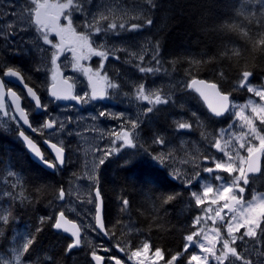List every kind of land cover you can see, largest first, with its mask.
I'll return each mask as SVG.
<instances>
[{
  "label": "trees",
  "instance_id": "1",
  "mask_svg": "<svg viewBox=\"0 0 264 264\" xmlns=\"http://www.w3.org/2000/svg\"><path fill=\"white\" fill-rule=\"evenodd\" d=\"M262 2L153 0V7L144 0L145 36L157 43L161 62L157 66L158 77L168 82L162 95L176 98V106L172 103L160 106L155 130L161 136L170 141L174 133L176 143L185 137L178 130L180 118L191 122V131L200 137L223 128V122L227 121L212 117L197 95L193 91L185 93L186 87L181 88L178 83L174 86L175 80L190 82L196 78L214 82L235 102L252 97L246 88L239 87L243 71L253 73L250 84L263 85L264 50L259 44L264 38ZM149 19L151 25L147 23ZM170 107L174 110H169ZM169 111L176 117L171 121ZM194 132L187 139L193 140ZM72 152L69 166L51 173L32 161L20 141L0 129V264L3 256L11 255L14 246L26 243L30 236L35 240L29 253L23 254L24 261L52 264L47 259L51 256L55 264H87V255L79 252L74 257L77 250L65 251L70 239L54 230L57 213L61 211L57 206L58 192L61 188L66 191L82 170V160ZM141 161L114 160L100 168L105 240L125 242L134 249L148 242L152 251L159 247L166 255L181 251L183 238L195 231L194 218L200 213L191 194L194 190L179 183L167 169ZM168 196L173 198L168 200ZM122 199L129 201L126 209ZM4 217H8L7 223ZM261 225L264 227V217Z\"/></svg>",
  "mask_w": 264,
  "mask_h": 264
},
{
  "label": "snow or ice",
  "instance_id": "2",
  "mask_svg": "<svg viewBox=\"0 0 264 264\" xmlns=\"http://www.w3.org/2000/svg\"><path fill=\"white\" fill-rule=\"evenodd\" d=\"M0 2H2V0H0ZM84 2H87V0H84ZM11 3L12 0H10V4ZM31 3L35 6V8L29 10V15L31 16V13L34 12V23L37 25V31L42 33L43 44L51 45L52 48L57 49V51L53 52L51 55V65L53 66V83L51 85V88L49 89V94L54 98L55 101L71 99L76 101L77 103H88L90 101L103 100L109 96L108 89H117L119 87L117 83L110 81L106 75L102 76L99 70L93 73V70L90 67H80L83 75L87 77V87L91 90L90 94L88 91H85L83 94H73L75 85L70 84L68 79L63 80V83L67 85V88H59L55 83L56 72L59 69L57 60L59 59V56L63 49L60 45L53 44L52 41H50L48 33L59 28V17L60 15L65 14V12V19L68 20V29L73 30L71 19L72 11L83 12L84 8L82 7L81 0H67V3L52 5L51 7H57L59 9L54 17V20L57 23L53 25L48 22L47 13L45 11H42V9H46L47 7H49L48 0H43V3H41L40 0H31ZM148 3L155 7L153 0H148ZM15 7H19V5H15ZM261 9L264 10V2L261 3ZM10 11L13 15H15L14 8H11ZM261 15L264 16V11L261 12ZM105 18L106 17L103 16L101 17V19ZM93 20H95V17H93ZM147 23L151 25L152 21L149 19L147 20ZM7 26L11 28L12 22H8ZM85 27L89 29H92L94 27V32L97 34H107L109 30H113L115 32V30H117L118 28L125 29V25L123 23L119 25H117L116 23H108L106 26H94L92 22L88 20H85ZM142 27L143 25L140 24H132L130 28L125 30L137 31ZM63 31L64 29H59V31H57V35H60ZM73 34H75L74 30ZM90 34L91 33H88L77 37L78 41H80V47L84 49V51L77 55L76 51L73 50V59L76 61V63L73 65L74 68H77L79 66V60L89 59L91 56H98L101 58L99 68L102 69L104 67L103 61L108 59V52L103 50L102 46L100 50H98L97 47L94 46V42H90ZM0 36H3L5 39H7V35L3 32H0ZM259 44L261 45L262 50H264V38L259 40ZM152 52L153 54L151 60L154 61L156 65H160L161 62L159 57V47L157 45H154L152 48ZM139 59L140 61H143L144 56L140 55ZM138 67L139 71L142 73H152L154 71L160 70L159 67ZM3 75L16 77L18 79L21 77V74L17 70H14L12 67H8L7 70L3 72ZM252 75L253 73L251 71H243L241 74L239 87L246 88L249 93H254L256 97H259V101H252L250 99L248 104L244 105L243 107H251L252 113L256 114L259 117L261 124H264V86L259 89L251 86L249 77H251ZM93 76L96 78L95 80L93 79ZM101 82H103L102 87L100 86ZM191 84H204V81L193 79L191 81ZM207 87L216 89L215 84L207 85ZM4 88L5 84L0 81V93L3 92ZM196 90L200 91V89ZM27 93L28 96H30L32 100L35 101V107L37 109L47 111V106L41 103L37 92L34 91L32 87H27ZM10 95L14 98V103L21 99V97L18 96L15 91H10ZM201 95H203V92H201ZM216 96L219 97L221 103L218 106L209 104V109L212 115L215 117H221L225 115V113H230V108L235 107V105L230 102L229 95L222 94L221 92L217 91ZM2 99L3 97L0 96V101H2ZM136 99L146 101L148 104L153 106L169 103V100L165 97H162L159 93L146 92L145 85L142 83L137 88ZM0 106H2V104H0ZM243 107L241 108V111L230 114H234L238 119L245 122V125L248 127L249 132L251 133V138L259 139V147L247 146L245 143H241L240 148L246 149L248 154L247 157H244L239 154L238 150L235 154L226 151L224 147H222L220 140H215L213 147L223 155L221 157H209V159L214 163V168L206 166L203 168V172L209 174L213 173L214 171L217 173H227L231 177V181H225V177L222 175H215L213 179L220 183L216 188L215 197L210 200H208V198L213 194V186L205 185L202 189V195L197 191H192L191 194L195 199L196 206H203L206 200H208L210 204H217L220 200H223L225 201L224 207H229V204L227 203L229 200L235 202L236 204H240L241 200L243 199L242 195L240 194H243L246 190L244 186L249 185L251 182H254L255 179L254 175L250 176L249 173H261L259 155L264 154V135L261 134L264 129H257L253 122V119L243 114ZM16 108L19 112V119L23 121V125H28L33 132H42L44 129L56 130L58 132L64 128L63 123L57 125V122L54 120H45L40 125V127H35L30 123L29 116L26 114L25 110L20 106L19 103H16ZM146 111L147 113L153 112V107H147ZM99 115L103 117L106 115V113L101 111ZM139 124L140 121L138 119L131 121L130 130L115 132V139L122 141L123 146H127L128 148L136 147V144L134 143L136 139L135 130L138 128ZM178 127L179 129H189L191 128V125L187 123H180ZM19 135L23 138L29 148L34 152L35 156L38 157L41 162L45 163L49 168L57 167V163L61 166L65 164V148L62 144L59 147L57 146V143H51L49 145L50 148L56 153L57 163H53L52 161L45 159V157L41 153V150L37 147L34 141L25 134V132L21 131ZM153 142L158 144L164 143L162 137L155 138ZM45 143H48V141L45 140ZM109 155H111V151H106L104 154L98 157V164L103 165ZM234 155L239 159V164L235 163ZM225 157L227 158L226 160L224 159ZM153 159L163 163L164 158L161 155L153 157ZM245 164L247 165V167H244ZM9 174L12 175L13 173L10 172ZM196 175L199 176V173H197ZM90 179L94 181L96 178L94 176H90ZM65 197L66 192L63 188H61L58 192L57 199L63 201ZM172 198V196H168L167 199L171 200ZM255 200L261 201L259 213H255L252 203L248 202L247 206L242 209L244 213H248V215L245 216L243 222H237L235 226H233L231 223L227 225V233L229 238H222L220 234V228L213 227L211 231L214 233V235L210 237L205 234L203 236V240L207 241V243H204L200 239H197V237L201 236L203 229L193 231L183 238L185 243L183 244L181 251L166 255L163 250H161L159 247H156L151 257V264H159V262H162V264H185V261L186 264H209V257L215 259L217 261V264H225V262H227V264H236V261H241L242 264H264V260L254 262L248 259L247 256H245L243 253L238 252L236 247L232 246L233 244H235V241L237 239L244 240V237L251 238L256 242V244L264 243V227H262L261 225V218L264 217V198H260L254 195L253 201ZM88 203H92L95 206V219L97 222L96 226L99 227L102 232H106L105 225L101 221L103 212V200L99 188H96L94 196L88 201ZM121 203L124 209H126L129 205V201L127 199H122ZM201 210L205 212V214L213 211L211 208H202ZM221 211L222 209L215 210L214 216L220 217ZM221 219H223V217H221ZM233 219H235V217H233ZM7 221L8 217H4V222L7 223ZM61 221H63L64 224L69 223V221L65 219L64 212H60L59 218L54 222V228L56 230L62 229L63 225ZM194 223L195 225H200L202 223V217L196 216L194 218ZM213 224H215L214 218ZM71 227L72 229H75L74 231H71V236L74 237V240L70 241L67 244V247L65 249L66 252H71L73 249L79 247L82 243L80 238V229L77 228L76 224H72ZM241 228H245L246 230L241 233L239 237L234 235V232H239ZM37 231H40V229H37ZM63 231L69 232V229L63 227ZM34 240V236H30L27 239L26 243L23 244V247L16 255L17 264H20L22 254L29 253L30 247L33 245ZM217 242L222 243V247L218 250L219 255H217L216 249ZM197 246L202 253H205L204 256L195 254V252H189L190 248H195ZM104 250L108 251L107 248ZM121 250L123 251V249ZM150 251H152L151 246L148 242H144L140 246V248H137V250L130 252L129 259L144 257V260L146 261L149 259ZM186 253L188 255H185ZM91 255L92 260L95 261L96 264H102V261L105 259V257L97 255L95 251H93ZM257 255H264V252H257ZM47 259L51 261L52 264H55V260L53 257L49 256L47 257ZM23 264H31V261H24ZM115 264H121V260L116 259ZM138 264H144V262L138 259Z\"/></svg>",
  "mask_w": 264,
  "mask_h": 264
},
{
  "label": "rangeland",
  "instance_id": "3",
  "mask_svg": "<svg viewBox=\"0 0 264 264\" xmlns=\"http://www.w3.org/2000/svg\"><path fill=\"white\" fill-rule=\"evenodd\" d=\"M92 1H93V4L90 9L89 19H91V17H96V15H98L99 13L104 14L105 12H107L106 10H102L103 0H92ZM109 1L111 3L110 5H112V3L116 0H109ZM61 3H67V0H54L53 5H58ZM112 6L114 7H110L108 9V14L113 15L115 12H117V9L115 5H112ZM140 6H141L140 4L130 5V8H135V7H140ZM30 7L35 8V6L32 5L31 0L22 1L18 7L19 9L18 13L26 14L29 17ZM112 8L114 11L112 10ZM144 10H146L145 4H144ZM50 11L56 14L59 11V9L57 7H52L50 8ZM140 12H141V9H140ZM115 16L116 14H114V17ZM76 18H78V15L75 16L74 18L71 16L72 28L75 24ZM67 29H68V24H67ZM34 30H36V28H34ZM92 31L94 32V27L92 28ZM36 35H37V38L43 42L41 32L36 30ZM49 39H50V35H49ZM102 47H103V50L107 52L110 50H112L113 52L115 51L118 52V49H119L118 46L116 47V45L103 44ZM100 48L101 46L97 47L98 50H100ZM152 48L153 46H151L150 42L148 41V42H145L143 46L139 47L136 51H134L133 52L134 54L131 53L135 56L134 58L136 62L131 61L132 57L130 58L126 56H123V57L126 63L128 61L127 64L130 67V68L128 67L127 71H131L139 76L138 77L139 85L141 83L142 84L144 83L145 89H147L146 92H156V93H159L163 97L162 92L164 90V86L168 82H163L161 78L158 77L159 75L158 71H154L152 73H147V72L142 73L139 71V67L137 66L139 65L142 67H153V68H156L158 66L155 64L154 61L151 60V57L153 54ZM80 49L83 50L81 47ZM121 49L122 50L125 49L123 50L124 52H126L127 50L128 56H130L129 53L131 51L128 48H121ZM140 55L144 56L143 61H140L139 59ZM121 57L122 55L117 54V58L119 59V61ZM108 58L115 59V56L113 57V54L112 55L109 54ZM80 63L82 64V60H79V64ZM113 69L112 71H114ZM75 71L77 72V70ZM140 77L143 79H140ZM134 79H136V77ZM150 80L151 82L152 81L155 82L154 85L149 84ZM176 83H178L181 88L186 87L184 88V89H187L185 93L192 91L188 87L189 82H185L184 80H178V81L175 80L173 82L174 86L176 85ZM251 86L259 89L262 86H264V81H263V85L260 87L252 85V84ZM169 96L170 98L168 99L169 100L168 105L172 103L174 106H176V102H175L176 98H174L172 95H169ZM250 99L252 101H259V97H256L254 93H252L251 98H249L248 100L244 102H235L232 100V104H234L235 107H232L230 109V113L241 111V108L244 105H247ZM88 103H91V101ZM135 104L136 105L134 107H138L137 111H139L140 113L142 112L147 113L146 111L147 107H154L153 110L157 114L159 111H161L160 106L162 105L160 104V105L153 106V105L148 104L146 101H141V100H137ZM74 109L77 110V108H74ZM72 110L73 109L71 108H65L64 113L61 116H58V121L59 123L64 124L63 133H65V135H67L68 138L71 136L75 137V138H69L73 143V146H72L73 149H71L73 151L72 153L74 154V156L78 155L80 158H82L81 160H82L83 168H82L81 174L77 176L74 181H72L73 186L71 187L69 194L67 195L68 210H66L68 213H73V214L77 213L76 215H80L82 217H86L85 213L88 216L90 215V219L86 220V223L80 224L84 232V237L83 239H81L82 243H81L80 249L83 248L82 249L83 251H88V253L90 254V257L92 258L91 254L93 251H95L97 255H100L99 253H97V248L99 245H103L101 246V249L107 248L110 254L112 253L113 256H117V258L121 259L125 264L126 263L138 264V259L140 261H143L144 264H151V257L154 251H150L149 259L146 261L144 260V257L129 259L130 252L137 250V248L134 249L125 242H115L112 240H105V238L102 237L95 229V223H94L95 206L92 203H88V201L94 196L95 189L98 186V173H99L100 168L104 164H106V161L111 156L112 157L117 156L125 148V146H123L122 144V141L115 139L114 134L112 135V137L110 135L108 137V132H110L111 130L107 129L106 126L100 122V119L104 118L106 115H112V114H114L116 117H120L122 116V112L117 113L115 111L113 113L112 111H104V110H100L99 108L97 112L78 113V111H76L75 113H71ZM169 110H174V107H170ZM101 111L105 112L106 115L101 117L99 115ZM230 113L225 118L227 119V121L223 122L225 124L223 128L218 129L216 132L212 133L211 135L203 134L202 137H200L199 133L191 131L192 130L191 122H186L185 120H183V118H180L179 124L187 123L191 125V128L179 129L178 127V130L182 133V135L185 134V137L179 138L178 143H176V135L174 133L170 141H169V138L167 137L164 138L158 133L156 138L162 137L164 141L163 144L154 143L152 141L146 142L144 144L145 139H143L140 134V128H139L140 125H139L138 129L135 130V136L139 137V138L136 137L139 145L142 147V144H144L143 146L148 153L144 151V153L139 157L128 156L127 161L129 162L133 160L135 161V159L136 161L146 160L156 165H159L167 169L169 174L174 179H176L179 183L186 185L188 187H192L194 191L199 192L201 195H202L203 187L205 185H211L213 186L214 191H213L212 196L208 198V200H210L215 197L216 188L219 186V183H220L213 179L215 175L217 174L222 175L225 177V181H228V182L231 181V177L227 173L206 174L203 172V168L206 167V165H204L203 163L204 158L221 157L223 155L221 152H217L216 149L213 147L215 140L219 139L222 147H224L226 151H229L230 153L235 154L236 151L238 150L239 154L244 157H247L248 154H247L246 149L240 148L241 143H245L247 146H253V147H259V143H260L259 139L251 138V133L249 132L248 127L245 125V122L243 120L238 119L234 114H230ZM243 114L253 119V122L258 130L264 129V124H261L259 117L256 114L252 113L251 107H243ZM168 116H169L170 121L176 118L175 114L172 111L168 112ZM152 122L147 126V128L151 126L153 129L155 125H151ZM0 129L2 128L0 127ZM121 129L122 131L130 130V127H125ZM155 132H159V131H155ZM163 132H166V131H163ZM193 132L196 134V136L193 137V140L187 139L188 137L189 138L191 137L190 135ZM261 134L264 135V131H262ZM59 135L61 136V131ZM63 140L64 138H61V141ZM153 143L156 145H154ZM77 146H79V148H77ZM83 151H85V154ZM106 151H111V155L107 157V160L105 161L103 165L99 166L97 158L100 157L102 154H104ZM113 152H115L114 155H112ZM161 155L164 158L163 163L155 159L153 160L152 158L154 156L156 157V156H161ZM224 159L226 160L227 158L225 157ZM234 160H235V163L237 164L240 163L239 159L236 158L235 155H234ZM73 161H74V157H73ZM211 165L212 167H214V163L212 162V160H211ZM245 166L246 164L244 165V167ZM197 173H199V176L196 175ZM90 176H94L96 179L93 181L92 179H90ZM85 177L87 180L85 179ZM77 178L79 179V181ZM262 187L264 188V164H263L262 176L259 179L255 180L254 182H252L251 185L245 187L246 189L245 192L243 194H240L242 195L243 199L241 200L240 204H237L236 208L233 211H231L228 207H224L225 201L223 200H220L217 204H210L208 200H206L203 206H199L200 213L197 216L202 217V223L200 225H196L195 231L200 230V229H203V231L201 233V236L197 237V239H200L202 242L207 243V241L203 240V236L205 234L210 237L213 236L214 233L211 231L213 227L220 228V234L222 238H229L228 233H227V225L231 223L233 226H235L237 222H241V223L243 222L245 216L248 215V213H244L242 209L247 206L248 202L252 203L255 213H259L261 201L260 200L253 201V196L255 195L257 197L264 198V191H261ZM230 201L231 200H229L227 203L229 204ZM74 204H76V206L79 208H76V206L74 207ZM202 208H205V209L211 208L213 211H210L207 214H205V212L201 210ZM219 209H222L221 216L215 217L214 211L219 210ZM61 211H65V210L61 209ZM59 212L60 211H58V213ZM221 217H223V219H221ZM233 217H235V219H233ZM213 218L215 219V224H213ZM262 219L263 217L261 218V221ZM245 230H246L245 228H241L239 232H234V235L239 237L241 233H243ZM258 235H259V230H258ZM23 244L24 243L22 242L20 244L15 245L13 250L11 251V255L3 256L2 257L3 264H17L16 255L19 252V250L23 247ZM232 246L236 247L238 252L243 253L245 256H247L248 259L254 262H259L261 260H264V255H257V252H264V243L256 244V242L252 240L251 238L244 237V240L237 239L235 241V244H233ZM221 247H222V243L217 242L216 243L217 255H219L218 250ZM138 248H140V246ZM121 249H123V251ZM189 252H195V254H198L201 256L205 255V253H202L200 251L198 246L195 248H190ZM82 255H84V253H82ZM86 259L87 260H85V262L87 264H96L95 261H93L92 263V261L90 262L88 258ZM23 262H24V259H23V254H22L20 264H23ZM109 264H113V263H109ZM159 264H162V262H159ZM185 264H186V261H185ZM209 264H217V261L209 257ZM225 264H227V262H225ZM236 264H242V262L236 261Z\"/></svg>",
  "mask_w": 264,
  "mask_h": 264
},
{
  "label": "flooded vegetation",
  "instance_id": "4",
  "mask_svg": "<svg viewBox=\"0 0 264 264\" xmlns=\"http://www.w3.org/2000/svg\"><path fill=\"white\" fill-rule=\"evenodd\" d=\"M22 1L25 0H12L11 4H10V0H2V2H0V32H3L7 35V39H5L3 36H0V79L5 84L4 89L6 93H9L10 91H15L17 95L21 97L20 100H21L22 108L29 116L30 123L35 127H40L43 121L54 120L57 122V125H59L60 123L58 121V116H61L64 113L65 108L73 109L71 113H75L76 111H78V113L97 112L98 109L100 108V110L112 111L113 113L115 111L117 113L122 112V116L120 117H116L114 114H112V115H106L104 118L100 119V122L103 123L107 129L111 130L110 132H108V137L109 135L112 137V135L117 131H122L121 128L130 127L131 121L138 119L140 121L139 124L140 134L142 138L145 139L144 144L150 141L153 142L157 134L159 133V132H155L157 122H159L160 120L159 112L157 114L153 110V112H151L150 114L143 112L140 113L139 111H137L138 107H134L135 101L137 100L134 99L136 98V91H137L136 89L138 88V84H139V80H138L139 76L131 71H127L129 66L124 60H122L124 58L123 56L128 57L126 55L127 51L124 52L121 49V48H128L129 50L131 49L130 50L131 52H134L139 47L143 46L145 42L148 41L150 42L151 46L157 45V43L153 39H151L149 36L147 37L145 36L144 26L137 31L125 30L130 28L132 24L143 25L144 0H133V1L116 0L112 3V5H115L117 12H119L116 14L115 17L111 16V14H108V12H105L107 14L99 13L98 15H96L95 20H93V17L89 19L90 9L93 4V1L87 0V2H84V0L83 1L81 0V4L82 7L84 8V11L83 12L72 11L73 18L78 15V18L75 19V24L72 28L75 34H73V30L67 29L68 20L65 19L66 12L65 14L60 15L59 17L60 27L61 29H64V31L61 33L59 38L55 34L54 30L52 32L50 31L48 35H50V41H52L53 44H57L61 46L60 42H62L63 45H65V48L63 49L61 57L57 61V64L62 72L63 78L68 79L70 84L75 85V88L73 89V94H83L85 91H88L90 94L91 91L90 88L87 87V77L83 75V72L80 70V67H90L92 68L93 73L99 70L102 76L106 75L110 81L115 82L119 85L117 89H108L109 96L103 100H95V101H91V103L82 102V103H72V104H62L60 101H55L53 98L50 97L49 89L53 83L52 81L53 66L51 65V55L53 52L57 51V49L52 48L51 45L43 44V42L37 38L36 35L37 25L34 23V12H32L31 16L29 15V17L26 14L18 13L19 9L18 7H15V5H19ZM40 2L43 3V1L41 0ZM53 2L54 0H50V5L47 12L56 15L55 13L50 11ZM108 4L109 6L114 7L110 5L111 3L109 0H103L102 5L104 9L102 8V10L107 11V9L110 8ZM138 4H140L141 6L130 8V5H138ZM87 7L89 10L87 9ZM11 8H14L15 15H13L12 12L10 11ZM139 8L141 9V12ZM30 9H34V8L30 7L29 10ZM119 9H121L123 13ZM121 15L124 17H122ZM102 16H105L107 19L106 18L101 19ZM131 17H133L132 18L133 20L130 19ZM125 18L130 20V22H128V20H126ZM136 18L138 21L136 20ZM85 20L91 21L94 26L95 25L106 26L108 23H116L117 25H119L123 23L125 25V29L118 28L117 30H115V32L113 30H109L107 34L104 33L97 34L93 32L92 29L85 27ZM132 21H135V23H133ZM8 22H12L11 28L7 26ZM34 28H36V30H34ZM88 33H91L90 42H94L95 47L102 46L103 44L105 45L115 44L118 47L120 46L119 50L120 49L121 50L118 52L117 51L113 52L112 50L108 51V55L113 54V57L115 56V59L108 58L104 60L103 61L104 67L102 69L99 68L101 58L98 56H91L88 60L81 59L82 64L80 63L77 68L73 67V65L76 63L75 60L73 59V50L76 51L77 55H79L82 51H84V49L83 50L80 49V41H78L77 37ZM117 54L122 55L120 61L117 58ZM130 56H133V54H130ZM132 61L136 62L134 56L132 57ZM123 62H125L126 64ZM120 64L122 66L121 70H120L121 67ZM8 67H12L14 70H17L21 74L25 85L27 87H32L33 90L37 92V95L40 98L41 103L47 106V111H42L40 109H37L35 107V101L32 100L30 96H28L26 89L21 85L16 84L13 80L8 79L9 76L3 75V72L6 71ZM113 67H114V71H112ZM116 67L119 70H117ZM75 70H77V72ZM135 77L136 79H134ZM93 79L95 80L96 78L93 76ZM154 83L155 82L154 81L151 82V80L149 82V84L152 85H154ZM100 86L101 87L103 86V82L100 83ZM0 104H2V106H0V127L3 129V131L8 132L10 135H13L14 139L17 141H20L19 133L21 131L25 132L26 135H28L33 141H35L38 145H40L46 160L52 161L53 163H55V159L48 150V148L46 147V145L44 144L45 140L57 143V145L59 146H61L62 144L67 153L66 164L61 168L57 167L56 170L60 172L65 167L69 166L67 162L69 160L68 157H70L71 155L70 152L72 151L71 149L73 143L70 139H68L67 135L63 133V129L60 130L61 136L59 135L60 131L57 132L56 130L49 131L48 129H44L42 132H33L30 127L28 129L21 123L16 112L14 111L9 95H7L5 99L0 101ZM74 108H77V110H75ZM151 122H152L151 125H155L153 129L151 126L147 128V126ZM61 138H64V140L61 141ZM70 138H75V137L71 136ZM135 141L134 143L136 144V147L128 148L127 146H125V148L121 151V153H119L117 156L114 157L111 156L110 158L112 159L110 160L109 158L106 161V163L109 161L112 162L113 160H118V161L123 160V162L124 161L126 162L128 160V156H134V157L141 156L145 151V148L143 146L144 144H142L141 147L139 143H137L138 142L137 138L135 139ZM114 154L115 152L112 153V155ZM207 166L212 167L211 162ZM58 171H56L55 173H58ZM254 177H255L254 179L255 181L258 179L257 177L259 176H254ZM251 183L249 185H251ZM249 185H246L244 187H247ZM72 186H73L72 182L71 184H68V188L65 191L66 197L63 201H58L57 206L58 208L65 210L60 212H64L66 216L68 215L67 216L68 218H70L73 221H77L79 224H83L86 223V220L90 219V215L88 216L85 213L86 217H82L80 215H76L77 213L73 214V213H68L66 211L68 210V208L66 207L68 205L67 195L69 194L70 191L69 188H71ZM97 187H99V174H98ZM75 206L76 204H74V207ZM76 208L79 207L76 206ZM68 239L72 241L71 238ZM101 246L103 245L98 246L97 253L105 257L104 259L105 264L112 263V259L117 258V256H113L112 253L111 254L109 253V251H105L104 249H101ZM79 250L80 249H77V252L74 253V257L80 255L79 252H81L87 255L90 262L92 261L93 263L90 254L87 253L88 251H83V250L79 251ZM126 264H131V263H126Z\"/></svg>",
  "mask_w": 264,
  "mask_h": 264
},
{
  "label": "water",
  "instance_id": "5",
  "mask_svg": "<svg viewBox=\"0 0 264 264\" xmlns=\"http://www.w3.org/2000/svg\"><path fill=\"white\" fill-rule=\"evenodd\" d=\"M48 5H50V0H48ZM48 8L49 7H47L46 9H42V11H45L46 13H47V18H48V22L50 23V24H55V23H57L55 20H54V17H55V15L54 14H50V13H48L47 12V10H48ZM35 18V17H34ZM58 24H59V28L58 29H56V30H54L55 31V34L57 35V31H59V29H61V27H60V19L58 20ZM61 35V34H60ZM60 35H57L58 36V38H59V36ZM61 39V38H60ZM60 44H61V48L62 49H64L65 48V45H63V43L62 42H60ZM61 54H62V52H61ZM61 54H60V56H59V58L61 57ZM59 60V59H58ZM57 60V61H58ZM58 65V64H57ZM8 79H11V80H13L16 84H19V85H21L22 87H24L25 89H26V91H27V86L25 85V83H24V81H23V78H22V76L18 79V78H16V77H8ZM249 79H250V77H249ZM63 80H64V78H63V75H62V72H61V70H60V68L58 69V71L56 72V81H55V83L57 84V86L59 87V88H67V85H65L64 83H63ZM195 80H198V81H200V80H202V81H204V84H195V85H192L191 84V81L189 82V87L190 88H192L193 90H194V92L197 94V96L199 97V99L202 101V103L205 105V107L207 108V110L209 111V113L212 115V113H211V111H210V109H209V104H212L213 106H218L220 103H221V101L219 100V97H217L216 96V92L217 91H219V92H221L222 94H226V93H224V92H222L221 90H220V88H219V86L216 84V83H214V82H209V81H207V80H205V79H195ZM0 81H1V79H0ZM211 84H215L216 85V89H212V88H210V87H207V85H211ZM51 88V87H50ZM196 89H200V91H197ZM201 92H203V95H201ZM7 95H9V98H10V101H11V103H12V105H13V108H14V111L16 112V114H17V116H18V118H19V112H18V110H17V108H16V103H19L20 104V106L22 107V105H21V100H19V101H16L15 103L13 102L14 101V98L10 95V92L9 93H6V91H5V89L3 90V92L2 93H0V96H2L3 97V99H5L6 98V96ZM229 95V94H228ZM51 97V96H50ZM31 98V97H30ZM51 98H53V97H51ZM2 99V100H3ZM54 99V98H53ZM229 100H230V102H232V99H231V96L229 95ZM62 104H72V103H77L76 101H74V100H71V99H69V100H61L60 101ZM228 113H225V115H223V116H221V117H215V116H213V117H215V118H219V119H221V118H224L226 115H227ZM21 121V123L23 124V121L22 120H20ZM26 128H28L29 129V126L28 125H24ZM50 131V130H49ZM30 138V137H29ZM20 141L23 143V145L25 146V149H26V151L28 152V154H29V156H30V158L32 159V161L33 162H35L36 164H38L40 167H42L44 170H46V171H48V172H51V173H55L56 172V168L58 167V168H61V167H63V166H61V165H59L58 163H57V161H56V153L50 148V144L51 143H54V142H51V141H48V143H44L45 145H46V147L48 148V150L50 151V153L53 155V157H54V159H55V163H57V167H55V168H49L45 163H43V162H41L40 160H39V158L38 157H36L35 156V154H34V152L29 148V146L26 144V142L23 140V138L20 136ZM34 143L37 145V147L41 150V153H42V155L45 157V155H44V153H43V151H42V149H41V147H40V145H38L35 141H34ZM58 147H59V145H57ZM264 154H261V155H259V164H260V167H261V172H262V164H263V158H264V156H263ZM64 157H65V161H66V158H67V153H66V150H65V152H64ZM46 159V158H45ZM204 162L205 163H209V159L208 158H205L204 159ZM66 163V162H65ZM245 167H247V165L245 166ZM261 173H257V174H252V173H249V175L250 176H259ZM102 200H103V198H102ZM230 205H229V209L231 208V211H233L235 208H236V206H237V204L235 203V202H233V201H230V203H229ZM60 214V213H59ZM59 214L57 215V217H56V219H58L59 218ZM65 219L66 220H68L69 221V223L68 224H64L63 223V221H61V223H62V225H63V227H66V228H68L69 229V232H64L63 231V227H62V229L61 230H56L55 228H54V230L57 232V233H61V234H63L64 236H66L67 238H71L72 240H74V237H72L71 236V231H74L75 229H72V227H71V225L72 224H76V226H77V228H79L80 229V238L82 239V237H83V231H82V229H81V227H80V225L76 222V221H73V220H71L70 218H68L66 215H65ZM101 221H102V223L105 225V228H106V224H105V206H104V200H103V212H102V217H101ZM96 219H95V229H96V231L102 236V237H107V231L106 232H102L100 229H99V227H97L96 226ZM81 248V245L79 246V247H77V248H75V249H80ZM102 256V255H101ZM103 257V256H102ZM115 261H116V258H114V259H112V262H113V264H115ZM102 264H105L104 263V260L102 261ZM121 264H124L122 261H121Z\"/></svg>",
  "mask_w": 264,
  "mask_h": 264
},
{
  "label": "bare ground",
  "instance_id": "6",
  "mask_svg": "<svg viewBox=\"0 0 264 264\" xmlns=\"http://www.w3.org/2000/svg\"><path fill=\"white\" fill-rule=\"evenodd\" d=\"M83 1V0H82ZM90 1V0H89ZM133 1V0H132ZM107 6V5H106ZM108 6H109V4H108ZM89 7V6H88ZM88 7H87V9H88ZM109 7H111V6H109ZM128 8V7H127ZM104 9V8H103ZM109 9V8H108ZM108 9H107V12H108ZM129 9V8H128ZM140 9V8H139ZM89 10V9H88ZM112 10H113V8H112ZM119 10H121V9H119ZM114 11V10H113ZM112 11V12H113ZM128 11V10H127ZM137 11H138V9H137ZM121 12L123 13V11L121 10ZM120 12V13H121ZM114 13V12H113ZM117 13H119V12H115L114 14H117ZM124 13H126V12H124ZM128 13V12H127ZM136 13V12H135ZM105 14H107V13H105ZM114 14L112 15L111 14V16H114ZM128 15V14H127ZM135 15V14H134ZM108 16V15H107ZM122 16V15H121ZM130 16H131V14H130ZM103 17H105V16H103ZM109 17V16H108ZM122 17H124V16H122ZM127 17V16H126ZM137 17H138V15H137ZM133 17H131L130 19H132ZM107 19V18H106ZM126 19V18H125ZM140 19V18H139ZM124 20V19H123ZM126 20H128V19H126ZM125 20V21H126ZM133 20V19H132ZM136 20H137V18H136ZM135 20V21H136ZM135 21H132L133 23H135ZM138 21V20H137ZM128 22H130V20H128ZM128 24V23H127ZM132 24V23H131ZM130 25V24H129ZM116 40V39H115ZM115 45V44H114ZM117 47V46H116ZM118 48H120V46L118 47ZM121 50V49H120ZM119 49H118V51H120ZM123 50H125V49H123ZM131 50V49H130ZM114 51H115V49H114ZM127 51V50H126ZM148 51V50H147ZM128 52V51H127ZM121 53V52H120ZM131 53H133V52H130L129 54H131ZM134 54V53H133ZM136 54V53H135ZM127 56H128V53L126 54ZM134 56V55H133ZM133 56H128L129 58L130 57H133ZM135 57V56H134ZM127 59V58H126ZM122 60H124V58L122 59ZM127 61V60H126ZM132 61V60H131ZM130 61V62H131ZM123 63H125V62H123ZM127 63H128V61H127ZM144 63V62H143ZM119 64V63H118ZM122 64V63H121ZM121 64H120V66H121ZM126 64V63H125ZM143 65V64H142ZM116 66H119V65H116ZM124 66V65H123ZM137 66H139V65H137ZM114 68V67H113ZM121 68H122V66L120 67V70H121ZM116 69H117V67H116ZM124 69V68H123ZM114 70V69H113ZM117 70H119V69H117ZM125 70V69H124ZM125 72V71H124ZM138 74H140V73H138ZM121 76V75H120ZM140 79H143V78H141L140 77ZM196 79V78H195ZM142 81V80H141ZM143 82V81H142ZM144 84V83H143ZM189 84V83H188ZM138 86H139V84H138ZM189 87V86H188ZM130 89V88H129ZM132 90V89H131ZM137 90V89H136ZM147 90V89H146ZM133 92V91H132ZM137 92V91H136ZM135 93V92H134ZM130 94V93H129ZM131 96V95H130ZM126 97H129V96H126ZM132 97V96H131ZM133 98V97H132ZM129 99H131V98H129ZM134 100H136V98L134 99ZM130 101V100H129ZM137 101V100H136ZM135 101V102H136ZM129 103V102H128ZM137 104V103H136ZM135 104V105H136ZM141 107H143V106H141ZM137 134V133H136ZM137 137V136H136ZM70 138V137H69ZM68 138V139H69ZM137 138H139V137H137ZM17 139V138H16ZM144 139V138H143ZM69 142H70V140H69ZM136 142V141H135ZM76 143V142H75ZM138 143V142H137ZM154 144V143H153ZM77 145V144H76ZM154 145H156V144H154ZM138 146V145H137ZM147 146V145H146ZM139 147V146H138ZM77 148H79V146H77ZM73 149V148H72ZM137 149V148H136ZM82 150V149H81ZM84 150V149H83ZM149 151V150H148ZM72 152V151H71ZM70 152V153H71ZM84 152V154H85V151H83ZM145 152H147L146 151V149H145ZM77 153H78V151H77ZM148 153V152H147ZM73 154V153H72ZM88 154V153H87ZM74 155V154H73ZM168 155V154H167ZM71 156V155H70ZM81 156V155H80ZM151 156H152V154H151ZM150 156V157H151ZM75 157V156H74ZM77 157V156H76ZM155 157V156H154ZM69 158V157H68ZM83 158H84V156H83ZM149 158V157H148ZM153 158V157H152ZM82 159V158H81ZM112 158H110V160H111ZM151 159V158H150ZM136 160V159H135ZM154 160V159H153ZM117 161V160H116ZM120 161V160H119ZM123 161V160H122ZM134 161V160H133ZM114 162V161H113ZM125 162V161H124ZM129 162V161H128ZM131 162V161H130ZM142 162V161H141ZM68 163V162H67ZM78 163V162H77ZM110 163V162H109ZM118 163V162H117ZM66 164V163H65ZM125 164V163H124ZM100 166V165H99ZM56 171H58V170H56ZM79 171V170H78ZM100 171V170H99ZM59 172V171H58ZM61 172V171H60ZM80 172V171H79ZM80 174V173H79ZM99 174V173H98ZM83 176V175H82ZM174 176V175H173ZM79 178V177H78ZM77 178V179H78ZM81 178V177H80ZM82 179V178H81ZM85 179H86V177H85ZM87 180V179H86ZM78 181H79V179H78ZM78 181H77V183H78ZM81 182V181H80ZM181 182V181H180ZM75 183V182H74ZM71 184V183H70ZM185 184V183H184ZM76 185V184H75ZM75 187V186H74ZM71 188H69V190H70ZM61 201V200H60ZM67 207V206H66ZM76 210V209H75ZM76 214V213H75ZM84 216V215H83ZM94 220H95V218H94ZM95 222V221H94ZM88 224H90V223H88ZM93 225V224H92ZM92 227V226H91Z\"/></svg>",
  "mask_w": 264,
  "mask_h": 264
}]
</instances>
